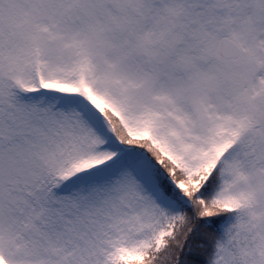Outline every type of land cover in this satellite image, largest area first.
<instances>
[{
    "label": "snow or ice",
    "instance_id": "obj_1",
    "mask_svg": "<svg viewBox=\"0 0 264 264\" xmlns=\"http://www.w3.org/2000/svg\"><path fill=\"white\" fill-rule=\"evenodd\" d=\"M0 264H264V0H0Z\"/></svg>",
    "mask_w": 264,
    "mask_h": 264
}]
</instances>
